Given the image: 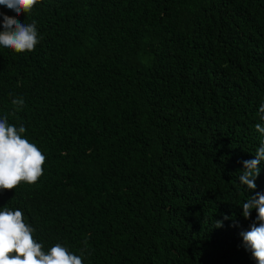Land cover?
Masks as SVG:
<instances>
[{"label":"trees","instance_id":"trees-1","mask_svg":"<svg viewBox=\"0 0 264 264\" xmlns=\"http://www.w3.org/2000/svg\"><path fill=\"white\" fill-rule=\"evenodd\" d=\"M0 13L41 37L31 52L0 47V118L47 157L37 183L0 191V210H22L45 250L80 255L87 240L83 264H257L240 233L261 222L241 206L264 194V161L256 189L239 175L264 144V0Z\"/></svg>","mask_w":264,"mask_h":264},{"label":"clouds","instance_id":"clouds-1","mask_svg":"<svg viewBox=\"0 0 264 264\" xmlns=\"http://www.w3.org/2000/svg\"><path fill=\"white\" fill-rule=\"evenodd\" d=\"M40 0H0V5L15 12L29 14ZM3 31H0V47L14 50L17 53L31 52L40 43L41 37L37 23H21L13 17L3 15ZM16 111H20L25 102L23 98L12 99ZM264 113V105L259 108ZM264 120V115L260 117ZM257 131L264 133V127L256 124ZM26 128L21 124L16 127L8 122L7 116L0 118V191L14 190L22 182L35 184L43 175V166L47 157L42 150L25 137ZM264 161V144L255 154V158L243 161L244 170L239 175L241 185L248 189H256L258 178ZM242 215L250 218L252 210L257 211L256 220L250 230L241 232L244 247L250 250L257 264H264V194L256 193L248 196L242 204ZM224 219H228L227 216ZM216 227H222V221H216ZM35 228L26 222L20 209L4 206L0 210V264H83L84 253L88 251L87 240L80 250V255L70 251L61 243H56L45 250L44 245L35 238ZM91 254L90 252L88 253Z\"/></svg>","mask_w":264,"mask_h":264}]
</instances>
